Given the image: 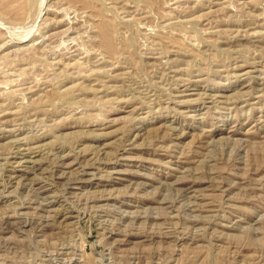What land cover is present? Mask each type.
I'll return each mask as SVG.
<instances>
[{
    "label": "rangeland",
    "instance_id": "rangeland-1",
    "mask_svg": "<svg viewBox=\"0 0 264 264\" xmlns=\"http://www.w3.org/2000/svg\"><path fill=\"white\" fill-rule=\"evenodd\" d=\"M0 264H264V0H0Z\"/></svg>",
    "mask_w": 264,
    "mask_h": 264
},
{
    "label": "bare ground",
    "instance_id": "bare-ground-1",
    "mask_svg": "<svg viewBox=\"0 0 264 264\" xmlns=\"http://www.w3.org/2000/svg\"><path fill=\"white\" fill-rule=\"evenodd\" d=\"M60 163H62V162H60ZM56 165H58V164H56ZM61 165V164H60ZM57 169V168H56ZM58 170V169H57ZM54 171H55V168H54ZM84 172V171H83ZM58 174V173H57ZM51 202V201H50ZM50 204V203H49ZM42 207V206H41ZM11 218V217H10ZM46 219V218H45ZM18 220V219H17ZM21 221V220H20ZM39 221V220H38ZM38 221H36V222H38ZM43 221H44V219H43ZM43 221H41V222H43ZM8 222V221H7ZM11 222V221H10ZM12 222H13V220H12ZM12 222H11V224H12ZM19 222V221H18ZM40 223V222H39ZM9 224V223H8ZM2 225V224H1ZM4 225V224H3ZM43 225V224H42Z\"/></svg>",
    "mask_w": 264,
    "mask_h": 264
}]
</instances>
